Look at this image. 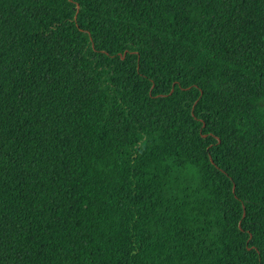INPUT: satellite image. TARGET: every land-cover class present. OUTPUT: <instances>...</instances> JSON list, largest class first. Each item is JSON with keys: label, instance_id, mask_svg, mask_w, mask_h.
Wrapping results in <instances>:
<instances>
[{"label": "trees", "instance_id": "16d2710c", "mask_svg": "<svg viewBox=\"0 0 264 264\" xmlns=\"http://www.w3.org/2000/svg\"><path fill=\"white\" fill-rule=\"evenodd\" d=\"M0 264H264V0H0Z\"/></svg>", "mask_w": 264, "mask_h": 264}]
</instances>
